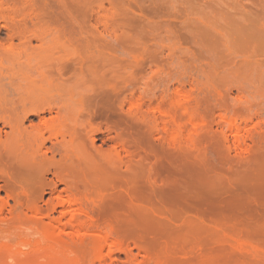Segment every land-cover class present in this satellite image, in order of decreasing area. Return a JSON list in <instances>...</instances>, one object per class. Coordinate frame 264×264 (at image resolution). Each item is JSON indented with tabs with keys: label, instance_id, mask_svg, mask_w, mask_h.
I'll use <instances>...</instances> for the list:
<instances>
[{
	"label": "bare ground",
	"instance_id": "obj_1",
	"mask_svg": "<svg viewBox=\"0 0 264 264\" xmlns=\"http://www.w3.org/2000/svg\"><path fill=\"white\" fill-rule=\"evenodd\" d=\"M11 1L14 6L17 5L18 0H16L17 2L14 0ZM54 1L59 6V11L58 13L56 11L54 17L52 16L51 18L47 19L48 16H46L45 19L43 18L44 15L42 17L38 16V14H41L39 12L42 11L43 14H46L44 13V10L46 9L48 3ZM54 1L20 0L18 4L22 3L23 6H28V9L30 7V9L34 7L36 8L38 2H40L41 5H39L41 6L42 10H39L38 14L35 13L36 18L38 16L39 19H35L37 23H33V29H30L26 22L23 24L21 23L22 25H5V28L9 31L11 40H13L12 38L15 36H19L20 39L23 38L24 40L28 41L27 43H29L32 39L38 41L42 40L47 35H50V37H54V39L51 38V43L55 40V38L57 42L58 40L64 38L66 40V38L71 39L78 35L85 36L84 34H86V36L90 35L92 40H88L89 38L86 39V44H79L76 42V45H73L75 43H70V46L69 44H66V46L62 45L61 49H63L64 53L61 51L63 53L61 56L63 57H59L61 52L59 55L57 54L59 58L54 56L53 61L56 60L57 62H55L57 64L56 66L53 64L55 66L53 68L47 66L49 61L53 62L51 60L52 58H48L46 56L47 54L45 53V56H43L44 54L42 53L43 55H41V53L39 54L40 51H38L37 55H39V60H41L42 57L43 59L42 61L36 62L42 63L45 58V61H47L48 58L49 61H47L48 63L46 62L47 64L45 66L46 68L48 67L50 69L36 67L31 68L29 67L30 65L26 63L27 61L31 62L38 59L36 57L37 55H34L33 52L32 54L31 52L29 53L30 48L32 47H26V45H30L31 43L24 45V48H22L23 44H21V48L23 50L26 48L24 50L25 52L21 51L22 55L16 51V54H13L15 53L13 52L12 55L10 54L6 56L5 54L3 57L0 55V59H6L7 62H11V65L13 63L15 64L17 61L19 62L20 60H23L22 58L27 60H23V63L27 64V69H22L24 66L21 64L20 65L22 67L20 66L21 68L18 69H13L15 65L5 68L3 67L4 64H2L0 67V69L2 67L5 68V70H3V68L0 70V80L2 82L6 81L8 84V87L5 83L4 87L0 86V124L10 129V133H6L3 137V131L0 128V179L3 180L4 182H2L5 184L3 187L1 186L2 189L0 187V190L5 191L8 199L12 196L15 197L14 194L18 192L17 188L21 184L22 189L24 186H26L29 193L30 191H33L32 194H29L30 198L32 196L34 197L32 199L33 205L31 203L29 205L28 203V206L25 205L26 209L29 206L31 209V205L32 207L35 206L37 202L34 204V201H38V199H40L44 194L47 193V190H49L50 194L53 195V197L50 198V202H48V204L50 203L52 207H50V209L53 210V212L59 207L62 209V211H60V217L57 219L54 218L53 220L55 225L54 223L52 225H54V227L56 226V232L54 231L56 236L55 238L53 236V238L56 241L54 242L53 239H51L52 243L50 241V243L48 242L49 248L61 247L63 244H65L66 240L64 239V236H70L73 240H71V238L69 240L70 242L74 241V244H85L86 240L88 239L89 241V238L92 237L94 240H91L92 242H95V245H97L96 243H98V245H109L110 248L113 249L110 251L112 253L115 250L117 252L126 251L125 253L128 254L127 252L131 247L129 245L132 243L134 244L135 249L137 247L138 249L145 251H143V253L147 254L146 258L148 257L150 260H154L156 258L154 260L156 264H165L164 261H166V259H171L170 254L168 255L167 253H171V255L175 254L176 250H174L173 253L172 249H174L176 246L172 247L169 243L170 247H172L169 249L168 244L164 245V242L166 243V241L169 240V236L173 234L171 233V230L173 231L171 227L174 228L173 225H175L176 228L178 221L185 217L184 214L190 213V215H186V217H189V221L191 220L190 223L185 219L187 224L185 222L184 223L187 226L188 224H191L197 227L198 225H194V223L196 224L198 219L201 220L199 222H202V219H204L203 217L206 218V216L209 215L208 213L226 211L232 214L233 212H236V210L240 213L239 210L244 212L246 210L250 211V208H253L254 206L255 209L262 208L264 206V197H262L260 194L262 193L261 191L264 190V137H258V139H255L257 137L256 136L253 138L254 140H252L251 136L253 137L252 134L255 131H252V134L250 133L251 135L246 132L248 133L246 134L248 136L244 137L251 138L249 140L250 142L252 141V146H248L250 152L248 149L246 150V148L245 151L249 152V154L252 152V157L250 155L251 158L249 161L245 158L247 161H245L246 163L243 162V164L238 158L239 164L240 162L242 164L241 167L238 164L237 159L233 160L236 162H233L232 159L228 157L229 155L226 152L228 148L225 146V143L228 141V137L222 139L219 138V136L216 137L208 134L206 129H204L206 127L208 128L211 124H208V122L212 121H210V118L209 121L207 120L209 115L207 117L202 113L203 111L201 110V107L203 104L202 102L200 103L197 101H195L197 102L196 106L192 105L193 110L195 109V111H193L194 113L190 112L188 108L185 112L184 109L186 106L184 105H186V103L184 105L181 104L185 107L183 110L186 113V116L189 118V120L186 118L188 121L187 123H191L193 126V131L190 129L191 133L186 136L184 135V141L182 140L181 135L178 133L175 136L172 134V136H170L169 129L171 130V128H169L170 126L168 127L166 122L164 123L165 134L160 135L158 129V124L160 122L157 123L159 120L158 117H168L169 112L158 103V105H155L156 107L153 109L152 114L154 117L153 115L151 116L155 119L154 123L152 121L153 118H151V121L154 123V126L151 127L152 130L148 131L147 126H145L146 129L141 131L142 128L139 126V123L141 126L143 124L145 125V122H141L143 119H139L138 116L135 117L136 115L124 116L122 110L124 103H121L123 101L119 102L120 99L117 97L118 93L116 89L114 87L111 88V85L109 86V84L113 82V79L115 78L114 75H112L113 72L112 74H107V76L110 75V79L107 77L108 84L106 77H104L106 73L104 68L105 66L107 68L110 67L111 64L109 59H112L113 57L106 58L107 54H103V50V52H100V50L98 51L94 46H101L102 42L105 40L103 39V41H101L100 38H105L108 33L103 34L100 31L99 26L96 24L92 25L90 22L84 20L89 12L87 9L89 4L85 3L87 0H83V2L80 1L79 3V0ZM76 1L77 6L75 3ZM88 3H90L89 0ZM35 8L34 10L37 12L38 9L36 8V11ZM85 8L88 11H86ZM15 9L18 8L14 7V10ZM19 10L18 12L20 13ZM78 11H80V14L77 13ZM83 11L85 12V16H83ZM77 14L79 16H83L81 17L83 19H79ZM75 16H77V18ZM18 17L20 16H17V18ZM13 18L11 20H13ZM111 21L104 19L99 22V25L102 26L105 32L108 31L116 34L118 28L113 22L111 23ZM10 32H12V34ZM78 37H76V39ZM84 38L85 37L81 38V41ZM98 38L101 42L99 44L96 43L97 40L99 42ZM47 40L49 41V39ZM87 40L89 42H87ZM40 43H43V40ZM113 43H115V41ZM47 45L48 42L45 46ZM105 45L106 44H104V46ZM49 46L50 44L47 48H49ZM59 46L60 45L56 47ZM98 46L97 48H99ZM94 48L97 50L95 51L96 53H100H97L98 55L95 54V56H92V54L95 53L92 50ZM31 50L34 51L33 49ZM52 50L49 52L50 54H54L56 52L53 51L54 53H52ZM57 50L60 49L57 48ZM41 51L45 52L43 49H41ZM108 52L110 53V51ZM90 56H92V58H90ZM55 57L57 59H55ZM107 59L109 66H107L108 64L105 65L107 63ZM115 62L119 64V60L117 58ZM35 64L36 63H34V65ZM17 66L18 64L16 67ZM52 71L56 74H53ZM67 74H70V77H72L70 78V81H72L71 84L67 83L69 79V75L67 77ZM116 79L117 78L114 80L115 82H117ZM117 88H119L118 85ZM185 93L187 94V92ZM10 94H12V96H10L11 98L13 97L12 99L7 97ZM185 97L188 98V96H184V98ZM189 98L187 99L188 102L190 101ZM132 101L133 100L129 101V103ZM135 102L137 104V101ZM140 105L142 107L143 104H137V107H140ZM129 106H131V104ZM232 106L234 107V105ZM131 107L129 108V111L131 114H133ZM140 108L139 110L137 108L135 110L140 111ZM229 108L232 110L231 106ZM117 109L122 110V112ZM236 109L234 108L233 111L235 112ZM54 113L55 116L53 115ZM121 113L123 117L120 116ZM185 113L183 114L182 112L183 115H185ZM47 115H49V117H47ZM129 116H131L130 121ZM132 116L134 118H132ZM244 116L246 117V115ZM248 116L251 117V115ZM30 117L38 118V122L34 123L33 121H30V125L25 126V122L28 121ZM237 118H239L237 117V114L233 113L232 115V111L230 117L226 115L222 116V120L229 123L231 128L235 127L234 130L236 133V130H238L237 128H242L239 126ZM240 119L241 118L238 120ZM145 120L147 121V119ZM247 121L248 123L251 122L250 120ZM148 123H146V125ZM103 125L106 126L105 130L107 132L113 131V133H116L114 143L107 148L104 147V140H100L101 144H97L99 141L97 135L105 133V131L102 129ZM149 126L150 125H148V127ZM246 126L248 125L246 124ZM230 131L232 132V130ZM235 132H233L235 134L233 136L235 139L234 143L235 145H239V147L241 146V148H243L241 142H244V140L241 139L239 133V137L241 139V141H239V137ZM260 134H263V130ZM239 143H241V145ZM48 144H50V146H48ZM225 147L227 148L226 150ZM122 153L124 154L122 155ZM57 156L59 159H56ZM48 174H51L53 178L50 179L49 182H46L44 179H46L45 176ZM31 179L35 180H32L34 183L31 181ZM96 183H99V185L102 184L104 186L109 184L110 187L108 186V188H106L105 186L103 188L102 186L101 188V185H95ZM60 184L64 185V189L62 191L58 190V185ZM24 191L28 193L26 189ZM25 192L22 193L25 194ZM22 193L19 194L21 195ZM16 195L18 194L16 193ZM1 197L2 196H0V213H2L5 210L4 208L8 205L6 202L7 199L5 200L4 197ZM16 199L17 196L14 198V203ZM42 199H40V201ZM146 199V202L149 201V205L145 203L144 200ZM28 200L30 201L31 199ZM28 200L27 202H29ZM252 205L254 206L252 207ZM46 206L49 207L48 205ZM36 208L33 207L32 210L34 209V211L37 212V209L39 208ZM253 211L254 209L250 211V213H254ZM263 211L261 212L260 210H257V213L262 214L264 213ZM50 212L49 214L52 213ZM192 213L194 215L191 216ZM226 215H228V213H226ZM245 215L243 213V216ZM256 216L258 215L256 214ZM36 217L38 216H35V218ZM193 217L194 219H198L192 221L194 220ZM253 217L255 219L257 218L255 216ZM261 217L262 216L259 215V218ZM208 218H206V220ZM251 219L254 221L253 218ZM183 220L184 218L182 221ZM204 222L200 224H204ZM184 223L181 222V225ZM255 223H257V221ZM260 226L261 225H259V228H261ZM177 228L175 229L176 231L174 230V234L179 232H177ZM259 228L257 226L258 230ZM200 229H203V227ZM254 229L256 228L254 227ZM52 234L54 233L52 232ZM74 237H76L77 240H75ZM166 237H168L167 240H165ZM173 237L174 236H172V238ZM173 239H170L171 242ZM67 243L70 244L69 242ZM67 243L64 246H68ZM70 246L71 245H69V247ZM8 247L10 246L8 245ZM195 247L198 248V245ZM192 248L194 249V247ZM132 249L130 251H132ZM176 249L178 250V248ZM187 249L190 250L189 248ZM71 250L70 252H72ZM183 250L184 249H182V251ZM159 251H163V253L165 252L164 254H166L167 257L163 255V253H158ZM186 251L187 250L185 249L184 252ZM7 252L9 251L7 250ZM156 252L159 254V256L158 254H155ZM184 252H182L181 255H178V251L176 253L177 257L180 256L183 258V261L185 258L183 256L188 253ZM23 253L25 252L23 251ZM183 253L185 255H183ZM130 254H132V252ZM148 254H154L156 256L153 255L155 258H151L148 256ZM157 256H163L161 259L165 257V260H161L160 258H157ZM177 257L175 259H177ZM188 257H190V255H188ZM69 259L70 261L72 260L71 258H68L67 260ZM179 259L181 260V258ZM172 261L173 259L170 262ZM65 263H67L66 260L64 264ZM69 263L73 264L72 262Z\"/></svg>",
	"mask_w": 264,
	"mask_h": 264
},
{
	"label": "rangeland",
	"instance_id": "obj_2",
	"mask_svg": "<svg viewBox=\"0 0 264 264\" xmlns=\"http://www.w3.org/2000/svg\"><path fill=\"white\" fill-rule=\"evenodd\" d=\"M1 1H0V7L2 6L1 7L2 9L0 8V48H1L0 55L2 57L5 54L6 56L10 54L12 55V53L15 51L22 55V52H25L24 50L26 49V48L24 50L22 49L24 48V45L31 43L32 46L31 44L26 45V47L29 46L32 47V48L29 47L30 48L29 53L31 52L32 54L33 52L34 55H37L38 54L37 52L40 51L39 54L41 53V55H43L45 53L47 54L46 56L48 58L49 57L52 58L51 60L53 61L54 56H57V54L59 55L61 51L63 52V49H61L62 45L66 46V44H69L70 46L72 43H75L73 45H76L77 43L86 44L85 43L86 39L89 38L88 40H92L89 34H87L89 36H86V34H84L85 36L83 35L82 36L85 37L84 38L85 40L83 39L82 41L81 38L83 37L78 35L79 37L78 36L76 37H78L79 40L78 38L76 39L75 37L71 39L66 38V40L64 38L56 42V38H55V40L52 41L51 44L50 40H52L51 38L54 39V37L53 36L50 37V35H47L42 40L43 43L45 41L44 43L45 45L47 44V42L48 45L50 44L49 48H47L48 45L45 46L43 43H40L42 42V40L37 41L32 39L29 43H27L28 42L27 40H24L23 38L22 40L20 39L19 36H18L19 38L15 36L14 38H12L13 40H11L9 31L5 28L6 27L5 25L15 26L17 24L22 25L23 23L26 22L27 26L30 29H33L32 28L33 23H35L36 20L39 19L38 16L42 17L44 15L43 18L48 16L47 19L51 18L52 16L54 17L56 11L57 13L59 11L58 10L59 6L58 4L55 3L54 0H52L54 2L48 3L46 9L44 10V13L47 14L46 15L43 14V11L39 12V10H42L40 6L41 5L40 2H38L36 6L38 11L34 7L37 11L35 12L34 8L30 9L31 8L30 7L28 9V6L27 7L26 5L23 6L22 3L18 4L20 0H18V2L14 0L17 2V5L15 6L14 4H12L11 0H1ZM77 1L75 2L76 6H77ZM80 1L83 2V0H79L78 3ZM89 1L90 3H88V0L87 2H85L86 4H89V7L87 8L89 12L88 14L86 13L87 15L84 18V20L90 22L92 25L96 24L97 26H99V29L103 34L108 33L110 35L109 36L107 34L105 38L99 37L101 41H103V39L105 41L102 42L101 45L102 47L98 45L97 46L99 48H97V46L94 47H96L98 51L100 50V52L104 51L103 54L105 55L107 54L106 58L113 57L112 59H109V62L111 64L109 67L110 69L105 66L106 70L104 68V71L106 73L105 76L104 75L103 76L106 77L107 84H108V79H110V75L107 76V74H112L113 72L112 75H114V77L117 78L116 79L117 82H115L114 81L115 78L111 75L114 78V79L112 78L114 83L111 82L113 84L110 83L109 86L111 85L110 86L111 88L114 87L116 89L118 93L117 97L120 99V100L118 99L119 102L123 101L121 103H124V106L122 108L124 116L125 115H133V116L136 115L135 117L138 116L139 119H143L141 122H145V125L142 123L144 125V128L143 125L141 126L139 123V126L142 128L141 131H144L146 129L145 126H147L148 131H151L152 130L151 127H153L155 123L154 122L155 119L153 118L154 115L152 114L153 109L154 107H156L155 105L160 104L163 108L167 109L169 112L168 117H160V118L158 117L159 120L157 123L160 122L158 124L160 135L165 134L164 123L166 122L168 127L170 126L169 128H171V130L169 129L170 136L172 135L175 136L178 133L181 135L182 140L184 141V137L189 133H191V130L193 131L192 129L193 126L191 125V123L190 124L187 123L188 122L187 120H189V118L188 116H186L185 113L186 109L188 108L190 112L194 113L193 111H195V109L193 110L192 105L196 106L197 102L200 103L202 102L203 109L201 107V110L203 112L202 111L201 112L205 114L207 117L209 115L207 120L209 121L211 119L210 121H212V122H208V124L211 123L208 128L207 127L204 128L206 129V132L216 137L219 136V138L222 139L228 137V141L225 143L226 144L225 146L228 149L225 147V150L227 149L226 152L229 155L228 157L232 159V161L237 159L238 162L239 160H241L243 164V162L250 160V158L252 157L251 155L252 152L249 154L250 152L249 147L252 146L251 144L252 141L250 142L249 139L252 138V140H254L253 138H255L256 136L257 137L255 139H258V137H264L263 135L264 134V126H263L264 125L263 123L264 122V0H89ZM14 7L18 9L14 10ZM18 10L20 11V13L18 12ZM38 12L41 14L39 15ZM10 13L12 14V16ZM35 13L38 14L37 18ZM77 13L80 14V11H78ZM17 16H20L22 18L18 17L19 18L18 19ZM83 16H85V12ZM83 16L80 15L78 18L82 20L83 18L81 17ZM75 17L77 18V16ZM12 18L13 20H11ZM104 19H108L110 21L113 20L111 21V23L113 22L118 28L116 34L108 31L105 32L103 30L102 26L99 25V22H101ZM10 33L12 34V32ZM46 38L49 39V41ZM67 39L70 40L68 41ZM100 39L99 42L98 40L96 41L97 44L101 43ZM88 40L87 42H89ZM114 41L115 43H113ZM21 44H23L22 48H21ZM104 44H106L105 45L106 47L104 46ZM111 44L113 45L114 48L112 47ZM13 45L15 50L13 48ZM58 45L60 46L56 47ZM8 46L11 47L9 48ZM51 47L52 48L54 47L53 50ZM57 48L60 50H57ZM103 48H105L106 50ZM31 49H33L35 52L32 51ZM41 49H43V51L45 50V52H42ZM18 50L22 52L20 53ZM51 50L52 53H54L53 51L56 52L58 51V52L57 53L55 52L54 54H50L49 52H51ZM92 50L93 52L97 51L95 50V48ZM108 51H110V53ZM16 52L13 54H16ZM62 52L59 55V57H63L61 55L64 52L63 53ZM97 53L95 52L94 54H92V56L93 55L95 56V54L98 55ZM45 54L43 56H45ZM38 56L39 55L36 56L38 58L37 60H33L31 62H28L24 58L22 59L26 60L27 62L26 61L24 62L30 65L29 67L31 68L36 67V68L47 69L48 67L53 68L57 64L56 60H55L56 62L53 61L55 62L53 63L50 62L47 58L49 64L47 65L48 67L46 68L45 65L48 63L47 61H45L46 58L43 60L42 63L41 62L39 63L36 61H42L43 57L41 60H39ZM92 56H90V58H92ZM59 57L57 56V58ZM57 58L55 57V59ZM116 58L119 60V64L115 62ZM23 60H20L19 62L15 61L19 66L16 67L17 65L16 63L15 64L13 63L11 65L10 64L11 62H7L6 59L1 58L0 67L2 66V64L4 65L6 64L5 66L3 65V67L8 68L15 65L13 69H18L21 68L22 66H24V68L22 67V69H27V64L25 63L26 64L25 65L23 63ZM106 62L107 63L105 65L108 64L107 66H109L108 59ZM34 63L36 64L34 65ZM2 68L0 70H2ZM5 68H3V70H5ZM53 74L56 73L53 72ZM67 77L69 78L67 83L71 84L72 81H70L71 80L70 78L72 77H70V74H67ZM1 82L2 81L0 80V84ZM4 83L8 87L6 81L5 82L3 81L2 82L3 85L1 84L0 86L4 87L5 85ZM117 85L119 88H117ZM185 92H187V94ZM10 96H12V94H10L7 97ZM182 96L183 98L184 96H188V98L189 96L190 98L194 96L193 97L194 99L189 98L190 101L188 102L187 100L188 98L185 97L186 99L185 98L183 99ZM12 98L10 97L9 99ZM131 100L133 101L129 103V101ZM135 101H137V104H143L142 107L140 105V107L143 109L137 107ZM193 101L194 102L197 101V102L194 103ZM185 103L186 105H184ZM130 104L133 107L129 106ZM181 104L186 106V108ZM232 105H234V107ZM188 106H190L192 109ZM230 106L232 107V110L231 108H229ZM130 107L133 114H131V112L129 111ZM136 108L138 110L140 108V111L135 110ZM183 108H185L184 109L185 112ZM234 108L235 109L238 108V109H236L234 112L233 111ZM122 110L119 111L122 112ZM124 110L128 114H126ZM231 111H232V115L234 113L237 114V117L241 118L240 120H238L239 118H237V122L239 126L242 127L240 129L237 128L238 129L236 130L237 133L234 130L235 127L231 128V125L229 123L224 122L222 120V116L226 115L230 117ZM182 112L183 114L185 113V115H183ZM139 113L142 115H140ZM53 115L55 116V113ZM152 115L153 117H151ZM244 115H246V117ZM248 115H251V117H249ZM120 116H122V113L120 114ZM133 116L132 118H134ZM47 117H49V115H47ZM130 117L131 116H129V121H130ZM151 118H153V120ZM145 119H147V121L149 120L148 121L149 123ZM244 120L245 121L250 120L251 122L248 123V121L245 122ZM30 121L37 123L38 118L30 117L29 120L25 122V126H29ZM146 123L148 124L146 125ZM246 124L248 126H246ZM148 125L150 126L148 127ZM0 128L3 131V137L5 136L6 133H10V129L8 127H4L2 124H0ZM105 128L106 126L103 125L102 129L103 131H105L104 134L97 135V137L99 138L97 144L98 145L101 144L100 142L104 140L106 144V145L104 144V147L107 148L108 146L114 143L116 138L115 135L116 133H113V131L107 132ZM230 130H232V132ZM262 130H263V134L261 135L260 133H262ZM252 131L255 132L252 134L251 133ZM233 132H235L238 137L240 133L241 139L244 140V142H241L243 148H241V146L239 147V145L238 146L235 145L234 143L235 139L233 137L235 134ZM246 132H248L249 134L251 133L253 137L251 136V138H246L248 136L246 135L248 134ZM241 139L239 137V141H241ZM241 143L239 144L241 145ZM48 146H50V144H48ZM245 148L246 150L248 149L249 152H246ZM123 154L124 153H122V155ZM245 158L247 160H245ZM56 159H59V157L57 156ZM241 162L240 164L238 162V164L242 167ZM45 177L46 179L44 180L46 182H49V180L53 178L51 174H48ZM32 180L35 181L34 179H31V181ZM2 181L3 180L0 179V187L1 186L3 187L5 185L3 183L4 181L3 182ZM21 185H19L17 188V191L18 192L20 191L19 193L25 192L24 191L25 189L26 191L28 190L26 186H24L25 189L23 187L24 189L23 190L21 188L22 187ZM95 185L98 186L101 185V188L102 186L103 188L105 186L106 188H108V186L110 187L109 184L104 186L102 184L99 185V183L98 184L96 183ZM63 189H64L63 184L58 185L59 191H62ZM18 192H16L18 195H16L15 193L14 194L15 197L12 196L8 199L5 194V191L0 190V196L4 197L5 200L7 199L6 202L8 204L7 206L5 205L6 206L4 208L5 210L2 213H0L1 216L0 217V264H64L65 260L67 262L65 264H70L69 262H72L73 264H156V262L154 261L156 258L153 257L154 254H148L149 257L155 258L154 260L152 259L150 260L148 257L146 258L147 254L143 253L144 250L138 249L137 247L135 249V246L132 243L131 245H129L131 246L129 248L130 250L133 248L132 251L129 250L130 253L132 252V254H130L128 250H127L128 254L125 253L126 251L117 252L115 250L112 253L110 251L113 249H111L109 245L106 244L98 245V243H96L98 245L97 246L95 245L94 241L92 242V240H94L92 237L89 238L90 239L89 241L87 239L85 244L83 243L74 244V241H72L73 242L72 244V242H70L69 240L71 237L64 236L66 243L67 242L70 243V244L67 243L68 246H64L66 244L65 243L62 245L63 247L62 246L54 247L55 249L52 247L49 248L48 245L51 242V239H53L54 242L56 241L54 239L56 236L55 235L56 226L54 227L55 222H53V220L54 218L57 219L58 217H60L61 215L60 211H62V209L59 207L56 209V211L54 210V212L53 210L50 209L51 205L50 203L48 204V202H50V198L53 197V195L50 194L49 190H47L48 194L46 193L42 196L43 199L42 197L40 198L42 199L41 201L40 199H38V201L40 202L34 201V204L35 202H37L36 203L37 205L35 204V206L33 207L39 208V209L36 208L38 210L37 212H35L34 209L32 210L33 208L32 199L34 197L33 196L31 198L29 197V194L30 193L32 194L33 191L32 192L30 191V193L27 191L28 193L25 192V194L22 193L21 195ZM261 192L262 193L260 194L262 195V197H264V190ZM16 196L17 199L15 200L14 203V198H16ZM28 199L31 200L29 201ZM27 200L29 202H27ZM144 201L147 204L149 203V201L146 202L147 199ZM28 203L29 205L30 203L32 204L31 209L30 206L27 207V209L25 208L26 206H28L27 205ZM46 205H48L49 207H47ZM253 206L254 205H252V207ZM263 207L255 209L254 206L253 208H250V211L254 209L253 211L254 213L251 212L252 215L248 210H246L247 213L244 210H243L244 212L239 210L240 213L237 212L236 210V212H233L234 214L233 213L230 214L229 212L226 211L208 213L209 215L207 214H206L207 216L205 215L206 218H208L209 216L210 217L214 216V217L211 218L209 217L207 220L205 217H203L204 219H202L203 220L202 222H199L201 220L198 218L194 219V217L196 216L195 214V216L193 217L194 220L192 221L198 219L197 220L198 222L196 221L197 222L196 224L193 222L194 225H198L197 227L191 224L190 225L188 224L189 226L188 227L186 225L187 223L185 219L188 220V222L191 221V220L189 221V217H186V215L189 216L190 213L184 214L185 216L183 217L184 220L182 221L183 219L182 218L178 221V223L176 222L177 223L176 228L177 227L179 228V229L177 228V232L178 231L179 232L174 234L175 233L174 230L176 228L175 225H173V227L175 228L174 229L171 227V229H173V231L171 230V233L173 234H171L169 238L168 237L165 238V240H167V238L169 239L168 241H166V243L164 242L165 240L163 241L164 245L168 244L169 249H171L173 246H176L174 247V249H172L173 253L174 250H176L175 254L171 255V253H167L168 255L170 254L171 259H166V261L168 262L164 261L165 264L166 263L167 264H264V223H263L264 213L262 214L257 213V210H260L262 212L264 210ZM46 209L49 211H47ZM49 212L51 214H49ZM255 212L258 216H256ZM226 213H228L229 216L226 215ZM243 213L244 215L246 214L245 216L247 217L243 216ZM239 214L242 216H240ZM192 215L194 214L192 213L191 216ZM259 215H261L262 217L259 218ZM35 216L38 217L35 218ZM253 216L257 217L256 218L257 220ZM251 218H253L254 221ZM204 221L206 222V225ZM256 221L257 223H255ZM181 222L182 223L185 222L186 224L185 223L184 224L186 226L184 224H182L183 225L182 226ZM203 222L204 224H200ZM53 223L54 225H52ZM259 225H261L260 226L261 228H259ZM257 226L259 230L257 229ZM202 227L203 229H200ZM254 227L256 229H254ZM185 228L187 229V231ZM183 231L184 233L182 234ZM52 232L54 234H52ZM172 236H174L173 237L174 239L172 238ZM74 238L75 240H77L76 237ZM170 239H173L172 240L173 243L171 242ZM71 240L73 239L71 238ZM169 243L171 244L172 247H170ZM8 245L13 248L8 247ZM69 245L71 246L69 247ZM197 245L198 248L195 247ZM192 247H194L195 250ZM176 248H178V250ZM187 248H189L190 250H188ZM182 249L184 250L186 249L187 250L186 252L188 253L184 252V250L182 251ZM7 250L9 252H7ZM70 250L73 252V254L72 252H70ZM23 251L25 253H23ZM177 251H178V255H181L182 252H184L186 253V255L187 254L190 255V257H188V255L186 256L183 253V255H185L183 257L188 258V260L187 258L186 259L184 258L183 261L182 257L180 256L177 257L176 255ZM158 253L162 254L163 251H159ZM158 253L156 252L155 254ZM164 253L163 255L166 256V254ZM158 256L157 258L160 259L161 257H163V256L161 257ZM65 257L67 259L71 258L72 260L71 261L70 259L67 260ZM176 257L177 259H175ZM179 258H181V260ZM172 259L173 261L170 262Z\"/></svg>",
	"mask_w": 264,
	"mask_h": 264
}]
</instances>
